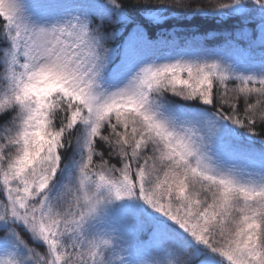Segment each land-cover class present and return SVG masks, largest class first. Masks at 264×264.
<instances>
[{"label":"snow or ice","instance_id":"6c2138e0","mask_svg":"<svg viewBox=\"0 0 264 264\" xmlns=\"http://www.w3.org/2000/svg\"><path fill=\"white\" fill-rule=\"evenodd\" d=\"M0 264H264V0H0Z\"/></svg>","mask_w":264,"mask_h":264},{"label":"trees","instance_id":"16d2710c","mask_svg":"<svg viewBox=\"0 0 264 264\" xmlns=\"http://www.w3.org/2000/svg\"><path fill=\"white\" fill-rule=\"evenodd\" d=\"M240 27L241 21L236 17L224 21L189 17L170 18L160 26L150 27V31L154 38L163 36L167 40H174L173 47L179 50H189L199 54H234L236 51L247 52V42L237 34ZM249 27L251 28V25ZM114 43H119V39ZM257 53L258 50L252 55L258 59ZM234 86L230 85V87ZM256 131L260 132V126H257Z\"/></svg>","mask_w":264,"mask_h":264},{"label":"rangeland","instance_id":"374dc122","mask_svg":"<svg viewBox=\"0 0 264 264\" xmlns=\"http://www.w3.org/2000/svg\"><path fill=\"white\" fill-rule=\"evenodd\" d=\"M167 40V39H166ZM166 51L172 55H175L177 52L179 51H183V50H179L178 48H175L173 47V45H169L167 48H166ZM259 54V50H258V53ZM228 55H232V54H228ZM256 55V54H255Z\"/></svg>","mask_w":264,"mask_h":264}]
</instances>
